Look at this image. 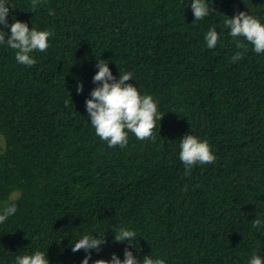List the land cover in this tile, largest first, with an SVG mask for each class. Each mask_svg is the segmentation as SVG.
<instances>
[{
	"label": "trees",
	"instance_id": "obj_1",
	"mask_svg": "<svg viewBox=\"0 0 264 264\" xmlns=\"http://www.w3.org/2000/svg\"><path fill=\"white\" fill-rule=\"evenodd\" d=\"M9 2V25L54 36L31 67L0 45V209L17 206L0 223V264L37 250L50 264H82L87 253L72 247L84 234L107 241L89 264L113 253L123 260L120 227L137 233L141 261L264 259V53L223 23L241 11L264 23V0H210L214 12L200 21L192 0H41L35 12L31 0ZM213 27L220 41L208 49ZM237 39L248 51L233 63ZM100 59L158 101L165 116L155 140L129 133L127 147L109 148L95 134L86 100ZM189 134L207 139L216 160L185 176L179 145ZM256 218L262 225L253 228Z\"/></svg>",
	"mask_w": 264,
	"mask_h": 264
},
{
	"label": "clouds",
	"instance_id": "obj_2",
	"mask_svg": "<svg viewBox=\"0 0 264 264\" xmlns=\"http://www.w3.org/2000/svg\"><path fill=\"white\" fill-rule=\"evenodd\" d=\"M41 0H31L33 12L39 7ZM9 0H0V25L4 28L10 27V35L0 30V45L16 50V61L27 67L37 63L33 52H46L50 47L49 40L54 36L53 30H37L29 27L28 23L15 21L8 24L10 9ZM191 8L194 14V21H200L214 12L210 5V0H192ZM54 10H50L49 15H54ZM225 27L230 29L229 35L234 39L242 37L248 44L253 46L256 54L264 53V23L247 11L238 12L235 16L229 17L224 22ZM8 36L7 39L5 37ZM208 49H215L220 41V33L215 27L208 30L205 35ZM238 51L231 57L233 63L242 60L248 51L245 44L237 39ZM98 71L93 77V82L98 86L86 100V110L90 123L95 129V134L109 148L119 146L121 149L127 147L129 143V133L133 134L139 141L155 140L154 130L157 121H162L165 114L158 110V101L152 95L141 94L138 87L129 83L133 79L131 72H121L117 79L108 66V61L100 59L97 64ZM77 93L83 92V83L76 86ZM68 102L65 101V106ZM161 126V125H160ZM179 159L185 167V176L191 174V170L196 165L212 164L216 156L212 151V146L207 139L201 140L194 134H189L180 140ZM187 188H185V191ZM17 212L15 203H8L0 209V223H4L9 217ZM262 225V220H253V228ZM114 241L128 242L124 250V259L113 253L111 260L97 259L94 264H166L165 259L144 257L141 261L134 255L132 249L139 248L137 233L127 227H120L114 230ZM106 236L84 234L72 247V251L84 250L87 255L82 264H89L92 259V250L99 252L101 246L105 244ZM16 264H50L48 254L42 251H35L32 254H25L16 258ZM249 264H264V259L259 255H253Z\"/></svg>",
	"mask_w": 264,
	"mask_h": 264
},
{
	"label": "rangeland",
	"instance_id": "obj_3",
	"mask_svg": "<svg viewBox=\"0 0 264 264\" xmlns=\"http://www.w3.org/2000/svg\"><path fill=\"white\" fill-rule=\"evenodd\" d=\"M5 146V140L3 136L0 134V150Z\"/></svg>",
	"mask_w": 264,
	"mask_h": 264
}]
</instances>
